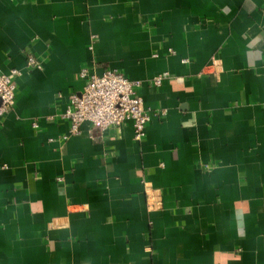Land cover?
Here are the masks:
<instances>
[{
    "label": "crops",
    "instance_id": "1",
    "mask_svg": "<svg viewBox=\"0 0 264 264\" xmlns=\"http://www.w3.org/2000/svg\"><path fill=\"white\" fill-rule=\"evenodd\" d=\"M84 69L141 82L142 141L64 139ZM0 70V264H264V0H0Z\"/></svg>",
    "mask_w": 264,
    "mask_h": 264
},
{
    "label": "built area",
    "instance_id": "2",
    "mask_svg": "<svg viewBox=\"0 0 264 264\" xmlns=\"http://www.w3.org/2000/svg\"><path fill=\"white\" fill-rule=\"evenodd\" d=\"M27 63L31 68H42L41 61L33 56L28 57ZM18 75V70L10 74L0 70V119L15 106ZM80 78L85 82L83 90L69 96L68 107L62 115V119L70 123V133L64 139L80 134L84 123L91 124L100 135L110 128L131 124L135 140L144 139L147 125L155 114L145 107L143 98L138 94L141 82L129 80L111 69H106L101 75L84 69ZM163 80V76H157L153 83L160 86Z\"/></svg>",
    "mask_w": 264,
    "mask_h": 264
}]
</instances>
